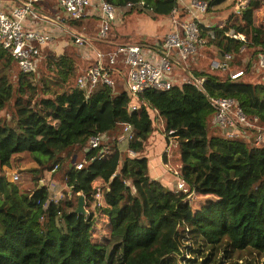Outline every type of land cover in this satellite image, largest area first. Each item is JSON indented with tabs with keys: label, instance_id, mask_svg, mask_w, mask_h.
<instances>
[{
	"label": "trees",
	"instance_id": "1",
	"mask_svg": "<svg viewBox=\"0 0 264 264\" xmlns=\"http://www.w3.org/2000/svg\"><path fill=\"white\" fill-rule=\"evenodd\" d=\"M106 1L126 15L152 17L169 16L178 6L177 0ZM202 1L211 13L229 0ZM82 23L67 22L70 28ZM205 31L210 35L204 52L211 58L232 52L230 71H243L241 79L246 81L255 75L264 79V69L258 65L259 55H264V0H251L246 8L234 9L222 28ZM227 33L245 36L244 54L239 40L232 49L212 50L227 39ZM113 35L111 31L97 43L112 50L119 46H112ZM70 41L66 51L72 50ZM51 56L50 63L64 83L77 76L72 58ZM15 63L0 47V95L12 94L6 75ZM177 68L181 79L167 91L149 89L134 97L117 81L113 88L101 84L87 93L77 81L76 86L70 82L62 93L34 103L23 100L16 120L0 123V169L18 153L30 154L38 162L32 169L36 179L30 192H21L10 176L0 175V264H224L225 260L257 264L258 258L264 259V143L255 144L258 133L264 137V82H243L252 88L250 95L227 88L238 85L229 72L222 80L191 66L196 77L207 79L202 93L185 84L182 76L187 73L182 66ZM19 70L20 82L27 83L32 74ZM210 98L238 103L252 125L240 126L251 133L250 140L229 137L213 124L217 107ZM133 103L140 108L131 111ZM156 120L179 141L173 152L187 192H176L150 175L147 153L157 133ZM126 124L133 126L135 135L120 150L119 137ZM97 134L110 137L105 148L86 152L90 138ZM75 155L83 160L82 170L76 168L78 160L73 163ZM43 158L48 161L42 162ZM163 158L166 161V154ZM56 166L52 180L62 174L66 191L59 201L49 203L48 185L40 184ZM97 182L103 185L104 205L89 211L98 199ZM81 196L86 214L77 213ZM103 216L106 228L101 233L98 225Z\"/></svg>",
	"mask_w": 264,
	"mask_h": 264
},
{
	"label": "built area",
	"instance_id": "2",
	"mask_svg": "<svg viewBox=\"0 0 264 264\" xmlns=\"http://www.w3.org/2000/svg\"><path fill=\"white\" fill-rule=\"evenodd\" d=\"M40 0H23L22 4L16 7L11 15L0 12V47L8 51V53L18 63L19 68L25 74H33L38 70L42 52L45 47H49L53 43V37L50 34H41L33 27H26L25 22L29 16L37 17L34 11V5ZM181 0H177L180 4ZM59 6L63 14L59 18L60 24L73 21H85L89 17H97L99 20L98 39L106 40L112 30L113 23L117 20L121 12L106 0H58ZM145 5L144 2L141 3ZM129 7L134 5L130 3ZM208 3L202 0H190L187 13L181 18L177 8L172 12L173 28L165 36L161 42L157 52H146L139 45H119L115 49L109 51L97 50L95 52L92 67L77 79V86L90 93L98 86L106 85L115 87L119 77H124V85L127 87L132 96L138 97L141 93L149 89L158 91H167L172 89L181 76L176 72L177 66H182L187 73L182 76L185 84L195 86L199 91L205 93V77H196L193 74L190 62L193 60H201L203 50L208 45V37H206L202 16L208 14ZM75 44L79 46L87 45V38L82 35L73 34ZM227 38L232 41H241L244 43L240 49V53L244 54L247 50L246 38L241 34L227 33ZM86 47V46H85ZM204 55V52H203ZM200 57V58H198ZM217 58V57H215ZM234 55L227 52L223 58L213 60L211 63L212 71L229 72L231 80H238L244 76L243 71H230V67ZM258 65L264 69V55L260 54ZM124 74V75H123ZM217 107V113L213 124L224 129L229 137H244L251 139V133L248 129L240 128L252 127L248 120V116L238 106V103L231 98H210ZM141 103H143L141 101ZM140 108L138 103L131 105V111ZM134 128L131 124L123 126V133L119 137V144H128L134 139ZM169 139L168 150L179 146V141L172 136L164 134ZM168 136V137H167ZM110 137L106 134H97L89 140L86 152L92 149L105 148V144ZM264 143V137L258 133L256 136V146ZM106 149H103V153ZM131 155H135V151L129 150ZM101 159V158H100ZM78 170L84 168L83 163L76 164ZM180 168L174 172L176 178L175 191L187 192L184 182L180 178ZM58 169L56 166L51 174ZM16 183L20 180L19 174L12 177ZM49 199L48 202H57L62 198V189L55 181L48 184ZM102 197V190L98 189L97 198Z\"/></svg>",
	"mask_w": 264,
	"mask_h": 264
},
{
	"label": "rangeland",
	"instance_id": "3",
	"mask_svg": "<svg viewBox=\"0 0 264 264\" xmlns=\"http://www.w3.org/2000/svg\"><path fill=\"white\" fill-rule=\"evenodd\" d=\"M250 1L251 0H229L227 3H225L224 5L221 6L222 8L218 7V8H221L220 12H222V15H220V16L223 18H228L232 15V12L234 9L246 8L249 5ZM234 5L236 6L235 8H233ZM224 14H225V16H224ZM132 16H133V18H132ZM147 17H151V15H147ZM147 17H146V14L134 13V14L130 15V19L126 18L124 20H126L127 22H129V21L133 22V20H135V19L139 20V19H144ZM93 19L94 18L89 17V19L85 20L87 22L83 21L82 26L74 27L72 32H69V31L65 32L62 37L55 39L53 41V43L51 45H49V47L45 48L42 52V56H41V60H40L38 70L29 76L28 80L26 81L27 83H24V82L21 83L20 82V75H19L20 70L18 68V65L16 63L13 65L12 71L8 72V74L6 75L7 76V82H9L10 88L12 89L11 90L12 94L0 95L2 98V101H0V123H2L4 121H6L8 123L9 121L13 122V120H16L17 119V112H18L17 106H20L19 103H22L23 100L24 101L29 100L30 102L33 101V103H34L37 101L36 99L62 93L64 90L67 89L68 84L70 82H71V85L76 86V81L78 79V76L84 74L86 72V70L90 69L93 66L92 61L87 60V58H86L87 56L83 55V52H82L85 49V46H87V45L81 47V46L74 43L72 50L66 51L65 45L68 42H71L70 40H71L73 34L82 35L85 38H87V41L89 38L91 40L89 42L92 43L91 45H94L97 48V50L109 51L107 49H109L111 47L105 48L106 45L98 44V43H96V41H94L95 40V34H96L99 27H97V23H94ZM65 25H68L67 22L65 23ZM121 43H123V42H121ZM125 43H127V42H124L123 44H125ZM101 47H103V48H101ZM113 49H115V48H113ZM53 54H55L56 57H60L63 54L68 55V58L70 57L76 62V66L78 67L77 76L75 78H73L72 80H70L68 83H64L63 80L56 75L55 67H54V65H52L50 63L53 61V57L51 56ZM0 67L2 68L3 65L0 64ZM177 71L180 72V70H177ZM204 72H213V71L210 69L209 70L204 69ZM214 74L219 76L222 80L224 79V78H222L224 76L223 71L218 70V71L214 72ZM118 81H119L120 85H124V77L123 76L119 77ZM243 82L248 83V84H256L259 82H264V79H261L257 75H255L252 79H249L247 81L243 80L241 78L236 80V83L238 84V86L236 85L234 87H240L241 86L242 87L241 91L253 95L252 88H250L248 84H242ZM255 105L258 107L259 104H255ZM155 125L157 128V130H156L157 135L160 136L161 134H165V126L162 123H160V121L156 120ZM156 134H155V136H156ZM124 145H127V144H124ZM150 146H152V150H153L152 156H157L156 159H159L158 157H162L164 154H166L165 163L167 164V168H165V169L167 171H169L170 173L172 172L174 177H176L174 172L179 168V165H180L179 161L176 159V154H174V152H172V151H169L168 147L166 148L167 151H165V146H163V144L161 145L159 143V138L154 139V142L152 143V145H149V147ZM162 146L164 149H162ZM122 148L125 150L126 146H122ZM176 149L177 148H175V150ZM120 150H122L121 147H120ZM148 153H149V150H148ZM17 155H22V153L14 154V156L12 157V159L9 163L10 165L8 164L9 166H6V167L0 169V175L5 174L7 176H10V174H12L14 172L20 174L21 179L18 181V183L16 182V185L18 186V188L20 189L21 192H30L35 187V183H34L35 181L34 180L36 179V177L34 176L33 170L31 168V165L38 166V162L30 154L26 153L23 156H17ZM170 155H171V157H170ZM75 156H77V155H75ZM17 157H21V158L17 159ZM77 160L80 163V161L82 159L77 158ZM47 161H48L47 158H43L42 162H47ZM22 166L26 167L25 172L19 171V168H21ZM34 177H35V179H34ZM61 178H62V174L58 175L56 182L59 184L60 188L63 189L66 187H65V185L62 184ZM94 186L100 187L99 189H101V190L103 189L102 188L103 185L100 182L94 183ZM65 191L66 190L62 191V195L65 193ZM197 199H198V197L193 198L192 201L194 202V200L196 201ZM103 203L104 202H102L101 198L97 199V201L93 202L89 211H95L96 205H97V207H99L101 205H104ZM86 212H87V210H86ZM97 215H99V212H97ZM105 220H106L105 216L101 217V220L99 222L100 224L98 225V231L101 233H104L105 228H106V221ZM247 257L250 260L253 259L248 255H247ZM256 262H257V264H264V259L258 258ZM224 264H230L229 260H225Z\"/></svg>",
	"mask_w": 264,
	"mask_h": 264
},
{
	"label": "crops",
	"instance_id": "4",
	"mask_svg": "<svg viewBox=\"0 0 264 264\" xmlns=\"http://www.w3.org/2000/svg\"><path fill=\"white\" fill-rule=\"evenodd\" d=\"M23 0H0V12H3L7 15H11L13 10L20 6L22 4ZM190 4V0H181L180 4H178L177 9L180 13L181 18H184L187 13V8ZM221 7V6H220ZM222 8V7H221ZM221 8H216L214 12L208 13L205 16H202L201 19L204 23V27L206 29H214L216 27L222 28L227 18H223L220 15H222V12H220ZM218 10V11H217ZM34 11L37 13V17L33 18L32 16H29L25 22L26 27H33L35 30L40 32L41 34H50L53 37V41L55 39H58L63 36V34L67 31L72 32L73 28H70L69 25H63L59 23V18L63 14L62 9L59 6L58 0H40L38 3L34 5ZM183 15V16H182ZM225 16V14H224ZM147 17V15H146ZM172 14L169 16H162V17H147L144 19H135L132 21L127 22L126 18L130 19V15H126V13L119 14L117 20L113 23L112 30L114 42L111 43L116 45H122L124 42H132L136 45L141 46L144 48L146 52H157V50H161L159 48L161 42L164 40L165 36L170 32V30L173 28L172 25ZM94 18V23H97V27H99V20L97 17H91ZM133 18V16H132ZM135 21V22H134ZM87 22V21H85ZM96 25V24H95ZM204 28V30H205ZM99 30V28H98ZM98 30L95 34V40L96 43L98 42ZM206 37L209 38L210 33L205 31ZM72 40V38H71ZM91 41L88 38L87 46L82 51L83 55H86L87 60L93 61L95 52L97 51V48L94 45H91ZM123 42V43H121ZM234 45V41L230 40L229 38L221 40L219 43H217V46L215 49L219 51L218 46L232 49ZM107 46V45H106ZM47 48V47H45ZM106 48V47H105ZM207 51L206 49L203 50ZM203 52L201 56L203 58L201 60H193L190 62L192 68L201 69L204 71V69H211V63L213 60H216L218 58H211L209 52ZM189 64V65H190ZM208 66V67H207ZM210 67V68H209ZM178 68L176 67V72L178 75H181L179 71H177ZM214 72H207L208 74H214ZM236 86V85H235ZM238 86V85H237ZM227 88H236L242 90V87H227ZM224 87V89H227ZM251 95V94H250ZM163 124V122L161 121ZM161 137V138H160ZM159 138V143L163 146H165V151H167V141L164 134H161L160 136L156 134L153 135L150 139V145L154 142V139ZM122 146L127 145H120L121 149ZM162 146V149H164ZM149 153H147L149 159H150V175L152 178L161 181L163 184L170 188H175L176 185V178L174 177L173 173L171 174L169 171H167L165 168H167V164L164 161V155L162 157H158L159 159H156L157 156L153 155L152 146L148 147ZM171 151V150H170ZM173 152V150H172ZM26 153H22V155L17 156H23ZM121 156V154H120ZM171 157V155H170ZM21 158V157H17ZM10 165V164H9ZM7 165V166H9ZM6 167V166H4ZM3 167V168H4ZM32 169H36L37 166L31 165ZM26 167L19 168L20 172H25ZM169 173V174H168ZM14 174L18 173H12L10 174V177L12 178ZM20 175V174H19ZM51 172H47L45 174V178L43 180V185H48L52 180ZM162 175V176H161ZM166 175V176H165ZM173 175V176H172ZM173 178V179H172ZM175 178V179H174ZM21 179V176H20ZM41 185V186H43ZM65 190V188L62 189V191Z\"/></svg>",
	"mask_w": 264,
	"mask_h": 264
},
{
	"label": "water",
	"instance_id": "5",
	"mask_svg": "<svg viewBox=\"0 0 264 264\" xmlns=\"http://www.w3.org/2000/svg\"><path fill=\"white\" fill-rule=\"evenodd\" d=\"M72 41L75 42V37H72ZM77 158H78L77 156H74L73 163L76 162ZM41 185H43V182H41ZM77 213L78 214H86L87 213L86 209H85V197L84 196H81L79 199V206L77 209Z\"/></svg>",
	"mask_w": 264,
	"mask_h": 264
}]
</instances>
